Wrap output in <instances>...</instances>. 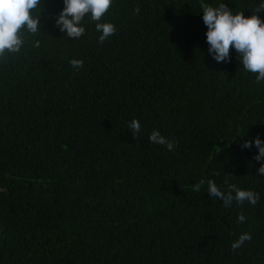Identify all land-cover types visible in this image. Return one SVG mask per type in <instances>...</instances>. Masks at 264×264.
<instances>
[{
	"label": "trees",
	"instance_id": "16d2710c",
	"mask_svg": "<svg viewBox=\"0 0 264 264\" xmlns=\"http://www.w3.org/2000/svg\"><path fill=\"white\" fill-rule=\"evenodd\" d=\"M261 2L113 0L100 44L95 22L72 40L54 20L63 0H41V30L0 61V264H264V82L234 48L213 58L201 7L250 17ZM201 179L260 199L225 208L193 192Z\"/></svg>",
	"mask_w": 264,
	"mask_h": 264
},
{
	"label": "clouds",
	"instance_id": "9594fccd",
	"mask_svg": "<svg viewBox=\"0 0 264 264\" xmlns=\"http://www.w3.org/2000/svg\"><path fill=\"white\" fill-rule=\"evenodd\" d=\"M62 11L54 17L56 26L65 33L68 38L78 40L85 35L83 21L87 17L90 22H95V30L101 33L98 43L103 44L108 38L117 32L116 26L111 22H102L105 15L113 5V0H63ZM41 4V0H0V61H7L10 56L21 53L26 43V37L37 34L41 29V16H33ZM203 22L207 27L206 41L209 44V52L217 62H230L231 50L234 48L243 68L255 75V82H264V20L259 13L264 12V2H261L246 17L244 12L233 13L231 8L221 3L216 7L202 5ZM140 8L135 9L134 14H139ZM33 46L39 48L41 42L35 40ZM72 68L79 71L84 66L82 59H72ZM132 135L139 138L141 123L133 119L128 124ZM152 144L166 146L169 151H174L177 143L162 136L159 130H153L149 135ZM258 153L254 160L264 161V141L257 136L254 140ZM252 140L245 141L241 147L251 148ZM264 174V163L258 168L256 175ZM214 200H220L225 208L249 202L255 206L260 199V194L252 190H244L236 184L229 183L225 179L227 190H222L212 179L199 180L193 185V192H201L204 185ZM238 222H245V216L240 214ZM250 233H243L238 240L232 243V251L242 247L246 241H251Z\"/></svg>",
	"mask_w": 264,
	"mask_h": 264
}]
</instances>
